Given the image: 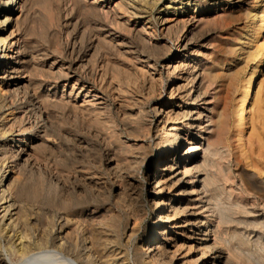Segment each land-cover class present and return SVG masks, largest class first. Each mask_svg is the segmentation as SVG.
Returning <instances> with one entry per match:
<instances>
[{
  "label": "bare ground",
  "instance_id": "bare-ground-1",
  "mask_svg": "<svg viewBox=\"0 0 264 264\" xmlns=\"http://www.w3.org/2000/svg\"><path fill=\"white\" fill-rule=\"evenodd\" d=\"M32 1L0 0V264H264V183L237 157L221 164L229 120L244 140L263 87L231 115L237 66L256 74L264 46L251 26L223 56L195 40L259 13L244 0H49V51L32 39ZM115 56L159 88L128 68L122 80Z\"/></svg>",
  "mask_w": 264,
  "mask_h": 264
},
{
  "label": "rangeland",
  "instance_id": "rangeland-1",
  "mask_svg": "<svg viewBox=\"0 0 264 264\" xmlns=\"http://www.w3.org/2000/svg\"><path fill=\"white\" fill-rule=\"evenodd\" d=\"M36 1L37 0H33L32 4H31L32 5V11L34 10V12H35V13H33L34 16L38 15V16H35V19H34V21L37 22V24L35 23L37 26L32 23V25H33L32 27L35 26L34 27L35 29L31 28V29H33V30H31V33L33 32V34L31 36H32L33 41H35V43H37L36 45H39V46L41 45L42 47H45L49 51H51L52 50L51 48L53 47V40H51L52 37L50 38L49 36L52 35V32H51L52 30H49V29L46 30L45 27L42 29V30L45 29L44 31L38 30V27H39L38 23H40V22H42V24L44 23V19H42V18L45 17V15H43V14H45L47 12V10H45L46 8L44 7L45 6L44 3H47L49 0H40L41 1L40 4H39V0H38V3ZM44 1H46V2H44ZM51 1L53 4L60 3L59 0H50V2H48L46 6H49V3H51ZM167 1H169V0H163L162 3H166ZM244 2L246 3V7H250L251 9L256 10V12L259 13V15H258L259 19L257 17L254 21L252 19L251 20L242 19V20H238V21L224 22L222 24L212 23V24H209V25L202 27L201 30H199L195 34L196 35L195 40H196V42L200 43L199 44L201 46L200 49L206 50L207 54L210 53L209 55H212V57L223 56L225 51H226V42L228 39L231 38V34L233 33V31L236 30V29H234V27L238 28L240 31H242L243 26L253 27L254 36H253L252 43H254L256 47L261 48L262 46H264V23L262 24L263 29L261 28V23H262L261 20L263 19V22H264V0H244ZM42 3H43V5H42ZM162 3L158 4V7H157V9H155L154 14H157V11L160 10ZM43 7H44V10H43ZM42 11L43 12L45 11V13H43ZM36 17H38V19ZM62 17L64 19L65 13H63ZM39 19L41 21H39ZM203 28H204V30H203ZM36 29H37V33H35ZM38 31L41 34H39ZM42 32H45V33L42 34ZM180 32H178V33H180ZM251 33H253V32L251 31ZM36 34H38V35H36ZM206 34H207V36H206ZM40 35H42V38ZM58 35H59L58 41L60 43L63 42V44L65 45L66 33L63 32V34H58ZM210 43L212 44V46L209 45ZM172 47H173V52H175L176 51L174 48L175 45L174 44L171 45V48ZM167 51H168V48H165V47H162L160 49V53H162V54L167 53ZM125 58L126 57H124V56H123V58L115 56V59H117L119 62L118 63L120 65L119 67H121V69L119 71L121 73L122 80L126 79L125 73H123V75H122V72H123V70L128 68L131 70V73H134L133 74L134 77L136 76L135 78L138 82V83L136 82V84H139L137 86H138V88H141V90L144 89L143 91H145L153 83L155 85V86H152V87H154V89L157 90L159 88L158 82L154 81L152 83L150 76H149V72H147V69L146 70L144 69L143 70L144 72H143L141 65L138 64L137 62H135L134 59H131V57H129V58H126L127 59L126 60ZM189 61H190V58L187 59L186 63L188 62V64H189ZM241 64H242V66H241ZM261 64H262L261 68L256 74H253L252 70H248V69L246 70V68L244 66L245 64L243 62H241L237 66L241 70V71H239L240 75L236 76V78L233 82L234 84H232L230 86V90H229V100H230L229 101V113L231 112L230 113L231 115L235 114V110L237 108L238 102L240 101V99L242 97L245 96V93L249 87H250V96L248 99L249 101H252L251 96H253V97L255 96L256 91H257V85L260 81H263V85H262L263 87H262L261 93L259 94V97L256 99L257 102L255 100L253 106L251 105V102L249 104L250 108H249L248 114H247V120H248V126L249 127H248L247 136L245 137L244 140L237 139L236 137H234L235 138L234 139L232 137V136H235L237 125H235L231 119L229 120V121H231L229 123V126H230L229 129L233 133L230 131V134L228 137V143H227L228 146L224 147V149H223V150L227 151V156L221 160V164H223V165L232 164L230 166L234 170L235 166H236L235 160L237 157L239 160H241L242 167L244 168V172L247 176H253L259 182L261 181L262 183H264V58H263ZM155 78L157 80L158 76L156 75ZM142 80H143V82H142ZM212 88H214V87H211V89L209 90L210 95L208 94L206 96L208 102L214 101V100H212L213 97L211 94V93H213ZM170 93H171V91L169 90L168 94H165L166 96H164V99L166 98L169 101ZM156 98L160 99L159 93L156 96ZM10 102H11V100H10ZM55 135H56V133H55ZM55 141L57 143L56 139L51 138V143H55ZM58 156H59L58 153L54 154L53 160L50 161L51 167L49 166V163L47 164V167L51 168V170L47 167L45 168V169H48L49 171H51L52 173H54L55 175L58 174L59 169H60V164H59L60 162H59ZM44 163H46V162H44ZM217 172H218L217 176L220 178L219 180L221 182H224V178L220 174V170L217 169ZM229 183L232 184L231 182H229ZM46 209L51 210L52 208H50L48 206V207H46Z\"/></svg>",
  "mask_w": 264,
  "mask_h": 264
}]
</instances>
